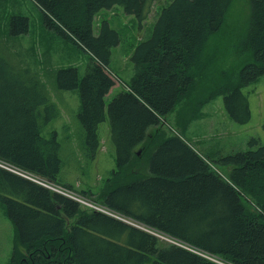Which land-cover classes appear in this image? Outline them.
I'll return each instance as SVG.
<instances>
[{"label": "trees", "instance_id": "obj_1", "mask_svg": "<svg viewBox=\"0 0 264 264\" xmlns=\"http://www.w3.org/2000/svg\"><path fill=\"white\" fill-rule=\"evenodd\" d=\"M32 1L48 29L89 55L81 79L76 67L61 68L56 84L79 89L78 117L91 154L100 146L98 128L107 111L118 168L97 200L129 223L82 209L76 200L0 168V204L15 229L9 264H264V144L252 139L248 150L220 156L216 164L231 167L225 180L181 137L159 135L157 127L194 97L205 46L233 0H170L152 35L133 49L134 75L107 109L104 99L115 84L108 65L120 35L107 21L94 35V18L118 6L141 25L159 0ZM28 27L26 17L9 18L11 35ZM242 50L252 60L205 100L199 96L200 110L218 95L229 118L250 120L244 88L264 77V0H250ZM30 87L0 89V160L56 183L60 143L55 131L45 137L41 130L42 111L55 113L54 105L45 85L31 81ZM149 230L202 255L160 245Z\"/></svg>", "mask_w": 264, "mask_h": 264}, {"label": "rangeland", "instance_id": "obj_2", "mask_svg": "<svg viewBox=\"0 0 264 264\" xmlns=\"http://www.w3.org/2000/svg\"><path fill=\"white\" fill-rule=\"evenodd\" d=\"M169 2L159 0L154 3L148 19L141 25L118 6L100 11L94 18V35L98 34L102 21H107L120 35V43L112 49L108 65V72L115 84L104 99L106 109L134 75L131 62L133 49L152 35L159 13ZM13 15L28 19L27 33L9 34L8 21ZM249 17L250 0H233L220 29L210 36L205 46L203 61L197 68L200 73L194 80V97L190 101H182L171 114L160 119L157 126L161 132L159 135L164 133L166 136L181 137L207 161L210 169L225 180L231 167L216 164L220 156L248 150L252 139H256L259 145L264 144V77H259L244 88L250 109L248 122L237 123L229 118L223 96H215L201 110L195 105L199 96L205 100L225 77H235L241 67L252 60L249 52L242 50ZM88 61L89 55L85 51L45 26L43 11L32 0H0V89L12 84L25 91L26 88L32 89L31 81H37L45 85V93L54 105L55 113L42 111L44 124L41 130L45 137L52 131L56 132V139L60 143L61 170L56 183H47L46 179L35 176L45 181L52 191L56 188L69 193L71 199L72 196L83 199L85 204L80 203L82 209L103 210L113 215L97 200L99 192L106 185L105 181L118 168L115 147L109 134L107 111L106 120L98 128L100 146L97 153L91 154L78 117L81 110L80 91L78 88L60 89L56 84V73L61 68L76 67L81 79ZM187 107L194 113L193 116L187 114ZM153 233L160 245L185 246L158 232ZM14 237V225L0 204V264H9ZM185 248L202 255L191 247Z\"/></svg>", "mask_w": 264, "mask_h": 264}, {"label": "built area", "instance_id": "obj_3", "mask_svg": "<svg viewBox=\"0 0 264 264\" xmlns=\"http://www.w3.org/2000/svg\"><path fill=\"white\" fill-rule=\"evenodd\" d=\"M0 168H3V169H5V170H7V171H10V172H12V173L18 175V176H21V177H23V178H26V179H28V180H31V181H33V182H35V183H37V184H39V185H41V186H44V187L49 188V186H48L47 184H45L42 180L40 181V180H39L40 178H38V177L35 176L34 174H32V173H30V172H27V171H24V170H22V169H18L17 167H15V166H13V165L7 163V162H4V161H1V160H0ZM52 189H53V188H52ZM53 191H56V192H58V193H61V194L65 195V196H70L69 193L63 192V191H61V190H57L56 188H54ZM72 198H73L74 200H76L77 202H79V203H84V202H83V199H81V198H78V197H75V196H72ZM84 204H85V203H84Z\"/></svg>", "mask_w": 264, "mask_h": 264}, {"label": "water", "instance_id": "obj_4", "mask_svg": "<svg viewBox=\"0 0 264 264\" xmlns=\"http://www.w3.org/2000/svg\"><path fill=\"white\" fill-rule=\"evenodd\" d=\"M138 153H140V151L138 152ZM43 181V180H42ZM43 182H45V181H43ZM46 182L47 183H50V181H47L46 180ZM39 185V184H38ZM105 209H107V208H105ZM100 212H104V213H106V214H108V215H110L108 212H106V211H103V210H99ZM109 211V210H108ZM110 216H112V217H114V218H117V219H119V220H122L123 222H126V223H129L127 220H125V219H123V218H121V217H119L118 215H110ZM146 231H148V230H146ZM149 232H151L150 230H149ZM151 233H153V232H151ZM185 248V247H184Z\"/></svg>", "mask_w": 264, "mask_h": 264}, {"label": "bare ground", "instance_id": "obj_5", "mask_svg": "<svg viewBox=\"0 0 264 264\" xmlns=\"http://www.w3.org/2000/svg\"><path fill=\"white\" fill-rule=\"evenodd\" d=\"M96 211H99V210H96ZM104 213V212H103Z\"/></svg>", "mask_w": 264, "mask_h": 264}]
</instances>
